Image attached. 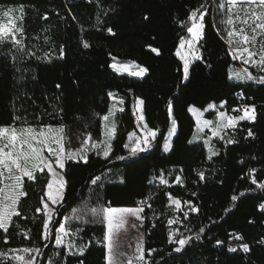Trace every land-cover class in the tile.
<instances>
[{
	"label": "trees",
	"instance_id": "trees-1",
	"mask_svg": "<svg viewBox=\"0 0 264 264\" xmlns=\"http://www.w3.org/2000/svg\"><path fill=\"white\" fill-rule=\"evenodd\" d=\"M219 3L0 0V5L24 6V51L11 44L0 45V126H22L25 121L38 128L63 126L69 138L67 147L78 145L89 135L92 142H100L101 117L112 104L109 94L124 100V111L116 116L112 160L92 153L87 163H66L65 194L57 207L50 238L43 239L44 215L36 211L42 208L41 197L49 177L38 173L35 182L25 178L27 196L21 199L19 210L27 219L14 218L20 228H10L8 234L0 230V252L40 247L43 254L37 264H106L103 223L85 227L82 236L88 247L83 256L57 250L59 224L84 205L136 208L148 201L150 206L144 207L142 216L144 250L150 264H264V213L260 211L264 194L257 188L264 185V83L229 79V70L238 67V62L229 54L226 39H221L226 34L217 10ZM197 9L207 12L204 37L199 42L202 59L192 64L185 81L183 62L176 52L188 34L185 22ZM32 52L35 56L30 55ZM113 59L135 62L148 71L142 78L117 74L111 68ZM251 72L264 76L256 68ZM139 99L144 101V122L157 136L150 150L121 160L119 157L129 156L125 147L128 134L139 131L141 123L134 108ZM210 104H225L227 112L234 114L238 113L233 109L254 106L256 117L253 122L240 123L232 132L235 142L220 145L211 159L202 143H189L196 129L189 108L204 110ZM17 116L19 121L14 119ZM172 121L177 124V134L171 152L166 154L164 144ZM249 129L253 136H248ZM107 172L119 175L123 183L91 182ZM201 172L203 180L198 175ZM161 177L167 185L159 184ZM167 193L171 199L193 203L198 209L180 228V238H192L180 252L174 250L178 244L168 246L165 220L175 207ZM234 196L237 199L233 200ZM158 214L163 217L151 220ZM5 235L8 243L4 242ZM235 236L243 237L248 254L227 250L224 243Z\"/></svg>",
	"mask_w": 264,
	"mask_h": 264
},
{
	"label": "snow or ice",
	"instance_id": "snow-or-ice-1",
	"mask_svg": "<svg viewBox=\"0 0 264 264\" xmlns=\"http://www.w3.org/2000/svg\"><path fill=\"white\" fill-rule=\"evenodd\" d=\"M218 9L223 11V19L220 23L224 26V33L221 39H226L229 45V54L233 60H239L243 65L256 68L260 72H264V0H220ZM15 11L19 15H13ZM206 11L200 9L191 12L187 24V33L190 38H182L179 42V50L176 55L183 61V79L185 81L189 78V66L193 60L202 59L197 43L203 39L205 32V17ZM24 16V6L21 5L19 9H6L0 13V45L11 44L17 51H24V44L22 37L24 29L22 24L18 25L17 21H22ZM47 17H45L46 19ZM109 33L112 29H108ZM187 45L188 52L183 51ZM85 48L89 44L84 43ZM159 55L157 49H153ZM190 54V55H189ZM35 56V52L30 53ZM40 59L39 57H37ZM47 58V55L46 57ZM62 58V55L61 57ZM116 71H121L117 65L112 66ZM136 69V66H133ZM127 70V65L123 67ZM146 68H139L129 72L130 75L142 77L147 73ZM229 79L237 81H256L264 83V76H254L249 71V67L240 69H230ZM59 87V85H57ZM112 95L111 93L109 94ZM120 105L124 104V100L118 101ZM144 101L139 99L134 105L138 114V121L142 123L144 130L143 138L138 137L135 132L128 134L129 144L125 147L129 149V156H121L119 159L135 158L139 153L146 152L151 146V142L156 138L157 132L150 129L145 121L143 112ZM210 109L216 108L215 104L208 106ZM223 107V104L221 105ZM117 111L123 112V107L116 108L115 104L103 115L101 119L104 122V137L102 142L92 143L91 135L81 140V146L75 150H67L66 144L69 143V138L66 129L63 126L53 127L46 125L43 127H33L26 121L22 126L16 124L9 126H0V230L4 234L9 233V229H19L20 225L15 222L14 218L23 217L19 210L21 199L27 196L24 190L25 178L28 182H35L37 174H45L47 179L46 192L41 197L42 208H37L38 213H43V239L47 241L50 238L51 232L55 225L53 224L54 217L57 213L56 206L62 205L63 193L66 188L67 181L63 175L66 161L87 163L89 151L96 150L103 153L105 159L111 152V141L116 137V122L115 116ZM169 114L172 112V107L169 105ZM189 111L192 112L197 120L198 131L202 127H212V135L224 139L222 133L227 129L237 127L240 121H254L255 120V107L244 106L242 108L233 109L234 112L240 113L239 115H227L225 112L220 111L217 120H202L203 113L195 107H190ZM19 121V116L14 118ZM175 134V129H173ZM248 136H253L252 131L249 129ZM197 136H193L189 143L196 141ZM227 143H234L235 141L228 139ZM205 143H208L207 141ZM171 142L165 145V151H169ZM47 153V155H45ZM209 159L212 155H216L211 148L209 149ZM200 179H204L203 172L198 174ZM99 177L94 178L91 182L95 184ZM176 182L180 183V177L176 178ZM256 181L253 180V183ZM123 183V181H121ZM161 184H168V181L161 177ZM264 188V185H260ZM45 197L47 199H45ZM171 199V197H170ZM233 200L237 197H232ZM171 204L175 206L177 211L181 210V201L178 199H171ZM150 206V205H149ZM188 207L193 212H198V209L188 203ZM264 210V205H261ZM144 212L143 207L139 208H92L90 209L91 215L95 217H102V223L106 222L107 233L104 237L107 249V264H116L114 255V230L119 229L124 224L125 215H132L138 219H142L141 213ZM187 217V213H185ZM177 219L168 220L169 225H175ZM69 223L68 218H65L64 223L59 224L55 236V245L58 249L67 248V255L83 256L87 244L77 245L70 237H74L81 229L75 232L70 231L67 226ZM203 231V229H201ZM21 235L28 236V232L21 231ZM178 232L172 231L169 233V242L178 244L174 250L176 252L182 251L185 245L188 244L191 237L177 238ZM237 240L242 239L240 236L235 237ZM4 242L8 243L7 235L3 237ZM199 239V236H197ZM220 243V242H218ZM47 245H45L46 247ZM242 250L247 253L249 246L247 244L241 245ZM231 252L237 251L235 247L228 249ZM10 255L8 253L0 252V264H7L8 260L15 262V264H37V257L42 256V249L40 247H23L20 249H11ZM135 259H129L128 264H148L145 259V250L143 241L136 246ZM60 255V253H57Z\"/></svg>",
	"mask_w": 264,
	"mask_h": 264
},
{
	"label": "rangeland",
	"instance_id": "rangeland-1",
	"mask_svg": "<svg viewBox=\"0 0 264 264\" xmlns=\"http://www.w3.org/2000/svg\"><path fill=\"white\" fill-rule=\"evenodd\" d=\"M20 6L21 5H0V13H2L4 10L9 9V8H11V9H19ZM217 10H218V13L220 15V18L223 19V11L218 9V7H217ZM13 15L18 16L19 12L15 11L13 13ZM17 23H18V25H20V24L23 25V20L22 21L18 20ZM18 38L22 39V37H18ZM186 38H190V35L187 34ZM199 42L197 43V48H199ZM183 51H185L186 53L188 52L187 45L185 46V49ZM199 52H200V49H199ZM196 61H198V60H193L190 63L189 74H190V68H191L192 64L194 62H196ZM236 61L238 62V67H235V68H232V69H240V68H243V67H249V71L251 72L252 67L243 65L239 60H236ZM113 64L117 65L118 68H121V71H116L112 67ZM125 65H127V70H123V67ZM133 66H136V69H134ZM111 68H112V70L115 73L120 74V75H126V76L134 77V78H142L143 76H145V74L142 77L133 76V75L129 74V72H131L133 70H138L139 68H141L135 62H132V61L113 59L112 60V64H111ZM234 81H236V82H244V81H237V80H234ZM119 100H120V98L118 96H116L114 94L111 95L112 104H111L110 109L113 107L114 104H115L117 109L122 107V105H120L118 103ZM221 105H216V108H214V109H210L209 107H206L204 110L199 109L197 107H195V108H197L200 112L203 113V116L201 118L202 120H212L214 122L217 120L220 111H223L227 115H230V116L239 115L240 114V113H238V114L228 113L227 110H226L225 104H223V107H221ZM192 107H194V106H192ZM118 113H119V111H117L116 116H117ZM137 114H139V113L137 112ZM190 114H191V116L193 117V119L196 122V129H195V133H194L193 136H197L196 141H194L192 143H202L204 145V147H206V150H207L209 155H210V153H209V149L210 148L215 153H217L220 145H225L226 146V145L231 144V143H227L226 141L228 139L233 140V138H232V132L234 131L233 129H227V130H225L224 133H222V135L224 136V139H221L219 137H215V136L212 135V127H202V130L198 131L196 117H195V115L192 112H190ZM209 115H212V116L209 117ZM116 116H115V122H117L116 121ZM242 122H250V121H247V120L240 121L238 123L237 127ZM251 122H253V121H251ZM140 123L141 124L139 126V131L135 132V133H136V135L138 137L143 138V135H144V130L142 129V123L143 122H140ZM53 127H57V126H53ZM173 129H175V133H176L177 132V124H176L175 121H172V123H171V127H170L169 133L167 135L165 144H164V151H165V145L168 144L169 142H171V146H172V142H173L174 135H175V134H173ZM104 139H105V137H104V122H103V137H102V141ZM102 141H100V142H102ZM206 141L208 143H205ZM112 142H113V140L111 141V146H112ZM92 143H94V142H92ZM129 143L130 142H128V144ZM80 146H81V142L78 145L72 146V147H67V144H66L65 147H66V151L67 150L75 151ZM152 146H154V140L151 142V146L149 147L148 150H150L152 148ZM127 150L129 151L128 148H127ZM165 152H170V150L169 151H165ZM92 153L98 154V152L96 150H92V151H89L88 156L90 154H92ZM45 155H47V153H45ZM99 155H101L104 158L102 152H99ZM212 156H214V155H212ZM107 160H112L111 152H110L109 156L107 157ZM67 162H69V161H66L65 165H66ZM63 173H64V170H63ZM98 181L101 184H104V185L105 184H109V183H121V177L119 175H114L111 172H107ZM64 194H65V190H64V193H63V198H64ZM58 206H56V208ZM139 207H141V206H138L136 208H139ZM90 209H92V208L89 207L88 205H84L83 207L72 211L70 214H68L66 216V218H68V221H69L67 226L69 227L70 231L75 232L77 229H81V231H79L74 237H70V239H72L77 245H84L85 244L84 238L82 236V233H83V231H84L86 226L91 225V224H96V225L102 224V222H101L102 221V217H95V216L91 215ZM141 217H142V219H138L135 216L126 214L125 217H124L123 226L120 227L119 229L114 230L113 242H114V255H115L116 264H128V261H129L130 258L133 259V260L135 259V256L137 255L136 246L141 241V238H142L143 245H144V231H143V216H142V213H141ZM64 221H65V219L63 220V223H64ZM103 224L105 225L106 222H104ZM106 233H107V231H106ZM62 249L66 250V252H68L66 247L65 248H60V249L57 248V250H62ZM8 254L10 255L11 253H8ZM145 259L147 261L146 255H145ZM37 260H38V257H37ZM8 261L13 263V264H15V262H13L11 260H8ZM106 264H107V260H106Z\"/></svg>",
	"mask_w": 264,
	"mask_h": 264
},
{
	"label": "built area",
	"instance_id": "built-area-1",
	"mask_svg": "<svg viewBox=\"0 0 264 264\" xmlns=\"http://www.w3.org/2000/svg\"><path fill=\"white\" fill-rule=\"evenodd\" d=\"M244 107V106H243ZM158 182H159V184H161L160 183V179L158 180ZM161 185H165V184H161ZM257 188L259 189V191L262 193V194H264V188H261L260 186H257ZM166 196L168 197V198H170L171 196L169 195V193H167L166 194ZM192 206H194L195 208H197V206L195 205V204H193V203H190ZM141 207H149V202L148 201H145L144 203H140L139 204ZM261 205H264V202L261 204ZM261 205H260V211L262 212V213H264V210H262L261 209ZM174 206V205H173ZM175 207V206H174ZM185 213H187V217L189 216V215H191V214H195L196 212H193V211H191L190 209H189V207H188V203H185V204H181V210H179V211H177L176 209H174V211L171 213V215H169L168 217H166V226H167V228L169 229V233L170 232H172V231H176V232H178V236H177V238H180V234H181V232H180V228H181V226H182V224H183V221L187 218V217H185ZM163 216L162 215H160V214H158L157 215V217L156 216H154V215H152L151 216V220H153V221H155V219L156 218H162ZM170 219H177V223L175 224V225H169L167 222H168V220H170ZM236 237V236H235ZM235 237H233V238H230L229 240H228V242L227 243H224V245H226V247H227V250L230 248V247H235L236 249H237V251H235V252H231V251H229V252H231V253H242V254H244V255H246V254H248V252L247 253H245L243 250H242V248H241V245L242 244H246L245 242H244V239H243V237H242V239H240V240H237ZM241 237V236H240ZM175 244H173V243H170L169 242V240H168V246L170 247V246H174ZM219 246L220 245H223L222 243H220V244H218ZM150 255V257H152L153 256V254H149ZM148 261V263L150 264V262H149V260H147Z\"/></svg>",
	"mask_w": 264,
	"mask_h": 264
},
{
	"label": "crops",
	"instance_id": "crops-1",
	"mask_svg": "<svg viewBox=\"0 0 264 264\" xmlns=\"http://www.w3.org/2000/svg\"><path fill=\"white\" fill-rule=\"evenodd\" d=\"M116 127H117V123H116ZM176 134H177V132L175 133L174 138H175ZM173 140H174V139H173ZM172 143H173V142H172ZM171 150H172V146H171L170 152H171ZM164 152H165V151H164ZM170 152H165V153L168 154V153H170ZM105 226H106V224H105ZM106 231H107V228H106Z\"/></svg>",
	"mask_w": 264,
	"mask_h": 264
}]
</instances>
